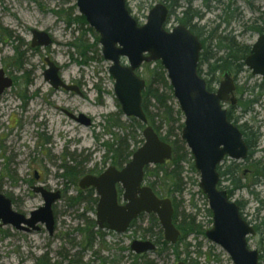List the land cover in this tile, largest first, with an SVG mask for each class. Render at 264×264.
Returning <instances> with one entry per match:
<instances>
[{
  "label": "rangeland",
  "instance_id": "rangeland-1",
  "mask_svg": "<svg viewBox=\"0 0 264 264\" xmlns=\"http://www.w3.org/2000/svg\"><path fill=\"white\" fill-rule=\"evenodd\" d=\"M205 1L195 0L191 10L201 17L197 30L202 32V39H207L205 45L209 52L216 51L211 46V35L242 31L235 15L243 13L252 24L264 11V0H253L251 9L243 2L232 4V0H210L209 4ZM77 2L0 0V69L6 77L14 79L13 86L0 96V192L10 197L13 208L24 215L44 205L43 197L33 192L34 185L54 192L60 190L63 195L53 205L56 218L53 235L44 225L36 232L0 226V264H42L43 258L51 260V264H67L73 260L90 264L96 251L107 259V264H145L147 261L177 264L183 260L190 264H234L220 244L208 240L206 233L201 232L190 234L175 246L165 247L161 241L160 250L148 253L143 260H135L120 251L128 241L124 240L126 235L100 234L98 227L94 229L93 246L86 245L84 230L90 229L89 219L96 218L97 204L93 200L97 196L92 188L81 189L79 180L88 174L98 175L115 165L114 152L109 153L108 146L116 143L118 138H126L130 149L138 150L145 142L143 132L146 127L140 120L124 115L115 96V80L109 72L112 64L102 54L100 35L86 19H78L82 14ZM154 4V0H127L128 9L140 24L147 21ZM170 19L166 29L177 25L174 16ZM33 29L47 32L53 43L48 47H33ZM256 37L251 35L242 40L253 43ZM82 40L92 47L88 58L81 55L82 49L77 47ZM46 58L61 68L60 76L66 83L81 88L82 95L50 86L44 78L48 68ZM152 63L144 64L138 74L147 79L148 64L153 68ZM200 70L209 81V87L216 91L223 79L221 72L211 76L206 64L201 65ZM156 84L165 90L162 83ZM171 102L179 108L175 96ZM259 108L264 119V108ZM151 109L158 115L156 126L163 127L161 133L164 134L168 126L161 122L163 112L159 107ZM65 110L86 114L93 120L92 125H81ZM139 122L143 128L138 126ZM230 163L231 159L226 158L221 171H229ZM67 166H77L81 175L77 179L65 177L63 173ZM155 168L152 165L148 170ZM184 168L183 180L174 187L179 212L191 215L203 227V232L208 231L213 227V221L209 202L199 188V173L188 164ZM164 169L159 177L154 174L145 181L149 184L148 180H159L160 188L166 193L172 186L165 173L166 170L171 172L172 166L167 164ZM223 177L222 188L229 192L235 190L228 175ZM257 187L264 195V184ZM243 195L251 198L247 190H243ZM78 197L84 200L79 202ZM71 198L74 199L72 203H76L71 204ZM256 204L252 203V207ZM123 241L125 243L121 244ZM248 241L251 249L262 253L259 262L264 264V233L251 236ZM177 249L180 257L176 254Z\"/></svg>",
  "mask_w": 264,
  "mask_h": 264
},
{
  "label": "water",
  "instance_id": "water-1",
  "mask_svg": "<svg viewBox=\"0 0 264 264\" xmlns=\"http://www.w3.org/2000/svg\"><path fill=\"white\" fill-rule=\"evenodd\" d=\"M79 12L100 35L103 57L112 65L110 75L115 80V96L126 117H134L146 125L143 132L145 142L135 151L122 168L110 165L101 174H88L78 182L83 190L94 188L97 194L96 223L101 230L122 234L134 219L143 213L156 214L161 223L165 240L176 245L182 234L173 223L175 212L170 198H161L145 184V168L162 165L173 158V147L159 137L155 128L148 125L144 112L142 92L146 80L137 74L143 64L160 61L168 73L173 94L184 115L182 140L194 157V167L200 173L199 187L213 213V227L206 236L220 244L229 253L234 264H260V252L249 247L248 237L255 234L252 226L242 218L238 205L229 199L225 190L219 188L218 166L226 159L244 160L248 145L239 128L228 119L224 101L233 93L229 81L223 80L216 91H209L207 81L200 75L198 67L202 42L190 29L179 24L172 31L165 30L169 8L156 4L140 25L127 7V0H77ZM33 47H48L53 43L51 35L41 30H32ZM253 56L247 64L254 73L264 74V35L254 44ZM126 59V63L123 60ZM48 68L44 78L56 90L65 89L82 95L81 88L66 83L60 76L61 68L50 58L45 59ZM14 84L0 69V96ZM71 119L81 125L91 126L93 120L86 114H73L66 110ZM118 185L122 187V202H119ZM34 193L44 199V205L29 215L13 208V200L0 192V226H11L23 232H36L41 225L49 234L55 233L56 218L54 204L62 199L46 187L34 185ZM156 245L150 241L135 240L132 249L137 253L154 251ZM67 264H75L69 262ZM178 264H186L179 262Z\"/></svg>",
  "mask_w": 264,
  "mask_h": 264
},
{
  "label": "flooded vegetation",
  "instance_id": "flooded-vegetation-1",
  "mask_svg": "<svg viewBox=\"0 0 264 264\" xmlns=\"http://www.w3.org/2000/svg\"><path fill=\"white\" fill-rule=\"evenodd\" d=\"M154 1H155L154 6L158 3H161L165 7L169 8V13L167 15V22L164 25L165 29L167 28V25L171 20L170 18L174 16L177 19V25L168 30L172 31L179 24L186 26V28L190 29L191 32L194 35H196L198 39L201 40L202 49H203L202 32L200 30H197L201 17H199V14H197L196 11L191 10L193 9L192 3L195 0H187L186 8L173 5L172 3L173 0H154ZM238 2H243V4L246 5L249 9H251L253 6L252 4L253 0H232L231 3L236 4ZM178 9L180 11H178ZM259 15L260 16L257 18L255 22L252 23L253 24L252 25L251 22L250 23L248 22V19L247 20L245 19V15H243V13H238L235 16L236 19L238 20L237 24L238 25L241 24L240 26L242 27V31L237 32L236 34L233 32L229 34L219 35L227 38V40L233 39L234 41L237 42V44L240 47H243V49L236 51L235 54H233V57L229 58L230 60H232L231 58H233L232 60L233 65L231 66H228L227 63L228 56L226 57V52L222 50V52L218 53L219 54L218 58L223 57L221 63L224 66L221 69H219L220 71L218 73H216L219 74L221 72L223 78L220 81L218 80L219 87L223 82V80H226L229 81L230 82L229 84H231V86L234 88L233 90L234 92L228 95V100L224 101L223 108H225L226 110L229 121L239 128L241 134H243V140L245 144L248 145L247 158L244 160H237V161L231 159V163L229 165L230 168H229L228 176L230 177L229 180L231 181L232 187L235 190L229 192L222 188V181L224 177L221 175V173H223L221 171V165L226 159L218 166V171L221 177L219 188L225 190L228 194L229 199H231L238 205L242 218L245 219L249 224V226H252L253 229L255 230V234L251 235L255 237H258L262 235V233H264V195L262 191H258L257 189L258 188L257 186L260 185V183L264 184V130H263L264 119L261 117L262 111L259 108V106H261V108H264V74L254 73V69L247 64V61L250 59L251 56H253L254 44L264 35V11L260 12ZM178 17L184 18L185 21L180 20ZM251 35L257 36L256 37L257 39L253 43L244 42L242 40L243 37H249ZM200 58H201V54H200ZM199 69H200V64L198 70ZM208 71L210 72L209 74L211 76L215 74L212 72V70H210V66H208ZM200 75L203 76L202 73ZM208 86H209V81H207V87ZM213 91L214 90H212L211 92ZM258 109L260 110L258 111ZM117 168L119 169L122 167H117ZM117 190L119 193V202L123 203L122 202L123 193H122L121 185H118ZM243 190H247L248 194L250 193L251 195L250 199L245 198V196L243 195ZM254 202L255 203L257 202V204L255 205V207H252V203ZM145 215H148L149 217L143 218ZM150 215L152 214L143 213L137 219L133 220L131 226L128 228L126 232L122 233L123 235H126L125 238L123 237L124 240H128V241L126 243L125 241L121 242V244L125 243V246H122V248H120L121 249L120 251L122 253L123 252L126 253L128 256L132 257L135 260H143L145 259L148 253L150 252L155 253L160 250V245L157 236H153L151 234L153 228H152V223H150L151 222ZM173 223L175 222L173 221ZM145 231H148V233H146ZM205 232L207 233V231ZM99 233L108 236L122 235L114 231H107L102 229L100 230ZM161 234L162 235L164 234L163 228ZM250 237H248V239ZM135 240H139L142 242L150 241L153 245H156V248L154 251H147L145 253L139 254L137 253V251L132 249V243ZM163 241L167 242V244H171L167 240H165V234ZM261 256L262 253H260V257ZM179 262L190 264L189 262H186L184 260ZM73 263L82 264V262L79 261ZM107 263H108L107 259L104 257H100L99 252L96 251L94 255V260L91 261L90 264H107Z\"/></svg>",
  "mask_w": 264,
  "mask_h": 264
},
{
  "label": "trees",
  "instance_id": "trees-1",
  "mask_svg": "<svg viewBox=\"0 0 264 264\" xmlns=\"http://www.w3.org/2000/svg\"><path fill=\"white\" fill-rule=\"evenodd\" d=\"M210 0H206L205 2L209 4ZM181 2V3H179ZM173 5L176 6H181L183 8H186V4H187V0H173L172 1ZM180 20H184V18L182 17H178ZM79 20H83L85 21V16L81 15L80 18H78ZM185 21V20H184ZM211 46L215 47L216 51L215 52H209V49H206V43L207 39H203V51L201 53V63H200V68L201 65H208L210 66V70H212L213 73H218L224 65H222V58H218L220 52H222V50L224 52H226V57L228 59L227 63L228 66L233 65L232 64V60L233 58H231L232 60H230V57H233V54H235L236 51L242 50L243 47H240L236 41H234L233 39L231 40H227V38L223 37V36H217L215 34L211 35ZM98 40V39H97ZM215 42V43H213ZM210 46V48H211ZM78 49H82L80 51V54L83 55L84 57L88 58V53L90 52V50L92 49V47L90 46V44H88L86 41L82 40L79 41V44L77 45ZM154 64V67L151 68V64L149 65V69L147 70V76L148 78L146 80V84L147 87L146 89L143 91L142 95H143V102H142V106L144 109V112L148 118L149 121V125L151 124L156 132L158 133L159 137H161L164 141L168 142L171 147H173V156H172V160L170 162H167L166 164L161 165H157L156 166V170H148L149 167H146L145 170V179L147 180V178H149L152 175H157L158 177L161 175V173L163 174L164 172V167L167 164H170L172 166V170L171 172H168L166 170L165 176L166 179H168L171 182V186L172 187H168L166 189V193H163V190L160 188L161 184H159V180H148L149 181V186L152 187V189L154 191H156V193L161 197H169L174 204V212H175V217H174V222L177 225L178 229L180 230V232L182 233V240H185L187 238V236H189L190 234L193 233H197V232H201V233H206L203 232V227L198 224L195 220V218H193L191 215H185L182 214L181 212H179V204L176 201V197H175V190L174 187L178 186L179 183L183 180L182 179V175L184 173V166L185 164H188L189 167L195 172L197 171L196 168H194V158L191 155L190 150L188 149V147L186 146V143L184 140H182V129L184 128L183 125V120H184V116L182 115V111L177 108L175 106V104H173L171 102V99H174V95H173V87L171 85V83H169L168 81V77H167V72L165 71L163 65L161 64V62H157V63H152V65ZM200 72V74L202 73V71L199 69L198 70ZM160 82L163 84L164 89L162 90L160 89V87H157L156 83ZM208 89L210 91H212L211 87L208 86ZM167 90V91H166ZM151 107H159L161 109V111L163 112V120L161 122H165L168 126V129L165 131L164 134L161 133V130L163 127L161 126H156V119L158 117L157 114L154 113V111L151 109ZM165 120V121H164ZM174 122V123H173ZM138 126L142 127L143 125L139 122ZM143 128V127H142ZM179 132H178V131ZM108 150L109 153L110 152H114V157L113 160L115 161L114 164L117 167H123L124 165H126L128 162H130V158L132 157L133 153L135 151L130 149V145L128 143V140L126 138H118V140L116 141V143L111 144L108 146ZM80 169H78V167H66L64 176H71L72 178L77 179V177L79 175H81L80 173ZM222 176H226L229 175V171H225L223 173H221ZM164 176V175H163ZM229 177V176H228ZM230 179V177H229ZM166 183V182H165ZM93 189V188H92ZM162 191V192H161ZM72 200L74 199H70V203L74 204L76 203V201L72 203ZM83 198H79L78 197V201L81 202L83 201ZM94 203L97 204L98 202V198H95L93 200ZM94 209V208H92ZM95 210V209H94ZM211 216L213 217L212 211L209 210ZM151 218V222L152 223V228L153 230L151 231V234L153 236H157L159 243L162 241V244L167 247V242L163 241V235L162 233V228H161V224L158 221V218L155 214L150 215ZM88 226L90 229H86L84 230L85 232V237H86V245L91 248L93 246V242H94V229H96L98 226L96 225V221L95 219H89L88 221ZM159 229V230H157ZM98 232V231H97ZM96 232V233H97ZM146 233H148V231H145ZM99 233V232H98ZM175 249L177 247H174ZM176 254L178 255V249L176 251ZM178 257H180L178 255ZM46 259V258H45ZM42 264H51V260H44V258L42 259ZM73 262H76V260H73ZM145 264H154L151 261H147Z\"/></svg>",
  "mask_w": 264,
  "mask_h": 264
}]
</instances>
